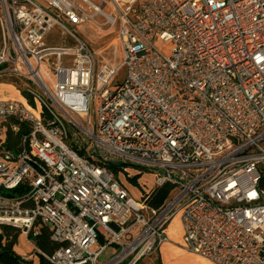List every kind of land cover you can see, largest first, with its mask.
<instances>
[{
  "label": "built area",
  "instance_id": "obj_1",
  "mask_svg": "<svg viewBox=\"0 0 264 264\" xmlns=\"http://www.w3.org/2000/svg\"><path fill=\"white\" fill-rule=\"evenodd\" d=\"M98 26L117 27L122 61L84 39ZM0 35L18 94L0 98V129L27 131L16 152L0 139V232L35 245L49 227L60 247H34L52 264L109 247L102 264H138L178 217L184 251L264 264V0H0ZM144 173L136 200L122 177Z\"/></svg>",
  "mask_w": 264,
  "mask_h": 264
},
{
  "label": "rangeland",
  "instance_id": "obj_2",
  "mask_svg": "<svg viewBox=\"0 0 264 264\" xmlns=\"http://www.w3.org/2000/svg\"><path fill=\"white\" fill-rule=\"evenodd\" d=\"M100 23H103L102 20H99ZM117 27H112L111 29L105 27V26H98V27H92L88 30L84 31V39L89 42V44L92 46V48L96 51L98 57L100 59H106L111 62H118L123 60V53L122 50L118 47V44L116 42V32ZM1 36V35H0ZM126 69L122 68L121 71L119 72L118 76V81H122V78L125 76ZM121 83V82H119ZM18 97L17 92L14 89H11L7 87L6 84H4V80H0V98H6V97ZM97 106V103H96ZM92 120L95 121V111L92 109L91 113ZM8 132L5 130L4 132L1 131L0 129V139H3L6 141L7 139ZM131 171L135 172L134 169ZM125 176V175H124ZM140 179H138L137 183L134 184L130 180H128L126 177H122L123 180L126 181L128 184V187L133 195V197L136 200L141 199V195L147 191L149 192L153 185H154V180L153 176L144 173L142 176H139ZM140 180V182H139ZM170 228L173 231V236H181L182 235V229L179 224V218H175L171 225ZM169 238L172 242H175L174 245L178 246L179 244H182V241L176 237H172L169 232H168ZM35 243V242H34ZM179 245V247H180ZM35 245L29 244L25 237L20 235L19 241H18V246H16L15 251L21 255L22 257L26 258L28 261H32L35 263H38V259H40L39 253L37 252V249L34 247ZM19 247V249H18ZM98 248L95 246L93 247V250H97ZM116 254V249L115 247H109L105 252L102 253L98 260V264H102L110 260L114 255ZM157 254H154L151 257H148L145 259L142 264H156L157 263ZM190 257H187L186 260L190 261ZM39 264V263H38ZM196 264H204L199 260Z\"/></svg>",
  "mask_w": 264,
  "mask_h": 264
},
{
  "label": "trees",
  "instance_id": "obj_3",
  "mask_svg": "<svg viewBox=\"0 0 264 264\" xmlns=\"http://www.w3.org/2000/svg\"><path fill=\"white\" fill-rule=\"evenodd\" d=\"M27 131L21 129L17 134L8 133L4 146L11 152H16L18 145L22 139V136ZM131 182L136 184L137 177L131 179ZM261 187L264 188V175L261 180ZM174 187L171 184H166L163 188L159 189L149 200V203L155 207L161 206L164 201L170 196ZM22 187L16 192H7V194L13 195L18 194L22 191ZM0 193H6L0 188ZM21 235V230L13 226H4L0 232V264H34L32 261H28L19 255L15 249L18 246V241ZM36 247L39 251L46 254H53L59 247L60 244L51 239V230L47 226L41 227L40 233L36 238H33ZM40 259L39 264H52L45 259L39 253ZM158 264H161V260L158 259Z\"/></svg>",
  "mask_w": 264,
  "mask_h": 264
},
{
  "label": "crops",
  "instance_id": "obj_4",
  "mask_svg": "<svg viewBox=\"0 0 264 264\" xmlns=\"http://www.w3.org/2000/svg\"><path fill=\"white\" fill-rule=\"evenodd\" d=\"M169 234L172 237H176L177 239L179 238L180 240L182 238V235L181 236H173V231L170 227H169ZM174 244H175V242H170V243H167V244L162 246L160 251L157 253L158 257H157V263L156 264H158V259L161 260V264H196L197 262H199V260L201 262H203L204 264H210L209 261H207L206 259H204L200 256H197L195 254L186 252L181 247L176 246ZM18 249H19V247H18ZM187 257L191 258L190 261L186 260ZM145 259H147V258H145ZM145 259L141 260L138 264H142V262ZM36 262L37 261H35L34 264L39 263V261H38V263H36ZM151 264H153V263H151Z\"/></svg>",
  "mask_w": 264,
  "mask_h": 264
},
{
  "label": "bare ground",
  "instance_id": "obj_5",
  "mask_svg": "<svg viewBox=\"0 0 264 264\" xmlns=\"http://www.w3.org/2000/svg\"><path fill=\"white\" fill-rule=\"evenodd\" d=\"M124 1H127V0H124ZM116 42H117V40H116Z\"/></svg>",
  "mask_w": 264,
  "mask_h": 264
}]
</instances>
